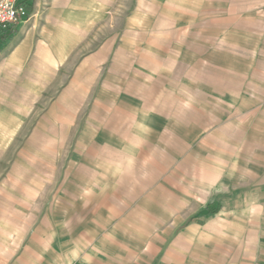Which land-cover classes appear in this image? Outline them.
Masks as SVG:
<instances>
[{"label":"crops","instance_id":"crops-1","mask_svg":"<svg viewBox=\"0 0 264 264\" xmlns=\"http://www.w3.org/2000/svg\"><path fill=\"white\" fill-rule=\"evenodd\" d=\"M20 1L0 30V264L53 179L55 230L23 264H264V0ZM163 182L203 197L199 229L178 235Z\"/></svg>","mask_w":264,"mask_h":264},{"label":"rangeland","instance_id":"rangeland-1","mask_svg":"<svg viewBox=\"0 0 264 264\" xmlns=\"http://www.w3.org/2000/svg\"><path fill=\"white\" fill-rule=\"evenodd\" d=\"M2 1V0H1ZM27 17H28V10L26 9ZM17 24L13 25L11 27L10 32L14 30ZM71 138V137H70ZM74 148L68 147L65 149L64 153V162L67 166L68 162L72 158ZM1 172H4V169L1 170ZM68 181V180H67ZM70 181V180H69ZM170 184H173L172 181L169 182ZM69 184L66 182V185ZM165 186V190H162V194L158 198L161 203H166V207H172L176 206V220H177V226H178V235H184L183 230H181V225H183L190 217H193L195 220L193 223L197 222L196 214L198 208H201V204H203L202 196L201 195H193L191 197V201L186 197L184 194V189L179 188L180 186H177L176 189V197L169 194V191H173L174 188L168 187L167 182L162 183V187ZM173 187L172 185H170ZM58 187H63L62 181L58 179H53L48 182L47 187L44 189L46 195H33L32 198V204H28L27 208L30 210L33 216V221L31 226H21L24 222L22 220H18V227L16 228V235H17V264H23L24 262V256H25V249L26 251H31L28 253L33 254L34 260L36 257L40 256V247H42V242H44L43 238L47 235L51 234L52 227L49 226L48 221L46 220V214L52 213V217L55 218V211L57 210V200L60 198L59 195H55L54 192L58 190ZM17 205L18 207L26 208L25 202H24V196H17ZM156 198V197H155ZM205 199V198H204ZM170 205V206H169ZM191 208L193 211H191ZM29 223V221H28ZM203 225L202 221L199 220L197 222L198 229ZM197 228V227H196ZM179 247L184 248L185 243L182 242L178 244Z\"/></svg>","mask_w":264,"mask_h":264},{"label":"built area","instance_id":"built-area-1","mask_svg":"<svg viewBox=\"0 0 264 264\" xmlns=\"http://www.w3.org/2000/svg\"><path fill=\"white\" fill-rule=\"evenodd\" d=\"M27 17V12L20 0L0 1V30L7 31Z\"/></svg>","mask_w":264,"mask_h":264}]
</instances>
